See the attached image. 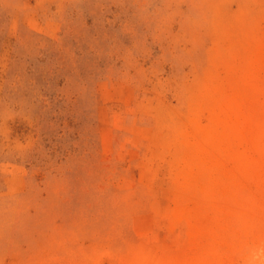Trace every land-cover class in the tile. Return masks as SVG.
Segmentation results:
<instances>
[{
    "label": "rangeland",
    "instance_id": "rangeland-1",
    "mask_svg": "<svg viewBox=\"0 0 264 264\" xmlns=\"http://www.w3.org/2000/svg\"><path fill=\"white\" fill-rule=\"evenodd\" d=\"M0 264H264V0H0Z\"/></svg>",
    "mask_w": 264,
    "mask_h": 264
}]
</instances>
